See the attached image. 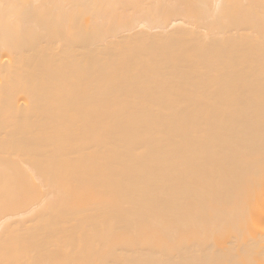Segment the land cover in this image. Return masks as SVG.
Returning <instances> with one entry per match:
<instances>
[{
	"label": "bare ground",
	"instance_id": "bare-ground-1",
	"mask_svg": "<svg viewBox=\"0 0 264 264\" xmlns=\"http://www.w3.org/2000/svg\"><path fill=\"white\" fill-rule=\"evenodd\" d=\"M0 264H264V0H0Z\"/></svg>",
	"mask_w": 264,
	"mask_h": 264
}]
</instances>
